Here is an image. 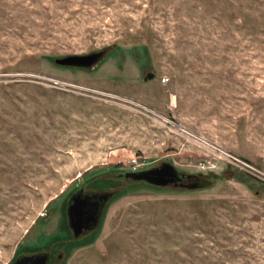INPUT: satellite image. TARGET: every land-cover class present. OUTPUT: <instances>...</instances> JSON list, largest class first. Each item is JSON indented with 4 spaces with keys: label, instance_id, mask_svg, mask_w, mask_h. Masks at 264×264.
Listing matches in <instances>:
<instances>
[{
    "label": "rangeland",
    "instance_id": "374dc122",
    "mask_svg": "<svg viewBox=\"0 0 264 264\" xmlns=\"http://www.w3.org/2000/svg\"><path fill=\"white\" fill-rule=\"evenodd\" d=\"M162 162L211 184L120 176ZM78 186L112 196L74 239ZM50 242L59 264H264V0H0V264Z\"/></svg>",
    "mask_w": 264,
    "mask_h": 264
},
{
    "label": "water",
    "instance_id": "95a60500",
    "mask_svg": "<svg viewBox=\"0 0 264 264\" xmlns=\"http://www.w3.org/2000/svg\"><path fill=\"white\" fill-rule=\"evenodd\" d=\"M103 55V51H97V52H91L83 55L78 54H69L68 56L55 58L56 63L63 65V66H78V67H89L94 65L100 57ZM120 176H124L126 178H132L134 180L144 181L149 184H153L156 186H166L169 184H175L179 185L181 187L185 188H202L209 186L211 182L205 178H200L195 176L194 174H185L179 172L173 165L167 162H162L159 164V166L144 169L142 171H128L120 174ZM194 177V178H193ZM182 178H193V180L188 181V183H182L180 182V179ZM110 196V193L103 192L99 199L106 200ZM79 196H74L71 201L72 205L69 207V211L74 213L75 216L79 217L74 220H71V226L73 227V230H75L74 235H78L81 232V226L78 219L80 220V212H81V201H79ZM98 212H96L95 216L89 218V225L86 227H94L98 222ZM85 227V228H86ZM34 257V256H33ZM32 257V258H33ZM31 257L23 256L15 259L11 264H28L30 263ZM36 260L39 261V263L36 262V264H43L45 262V259L43 256H35Z\"/></svg>",
    "mask_w": 264,
    "mask_h": 264
},
{
    "label": "flooded vegetation",
    "instance_id": "af4514ba",
    "mask_svg": "<svg viewBox=\"0 0 264 264\" xmlns=\"http://www.w3.org/2000/svg\"><path fill=\"white\" fill-rule=\"evenodd\" d=\"M124 177V176H122ZM126 178V177H125ZM194 178V177H193ZM193 178H182L180 179V182L182 183H188V181L193 180ZM187 181V182H183ZM103 192L110 193V196L106 200L99 199V196ZM79 196V201H81V212H80V220L79 222L81 226V232L76 236L74 235L75 230H73V227L71 226V220L76 221L77 216L74 215V213L69 211V207L72 205L71 199L74 196ZM112 196V192L105 191V190H98L90 187H84V186H78L74 189V191L67 194V197L65 198V216H66V233L69 234L74 239H80L85 237L87 234H90L95 228L98 226L101 217L103 216V210L106 207L107 203L109 202V199ZM98 222L94 227L87 228L86 226L89 225V218L95 216L96 212H98ZM86 227V228H85ZM53 242H50L46 248H40L37 250H28V249H22L18 254H16L8 264H11L15 259L23 256L33 257L28 264H36L39 263L38 260H36L35 256L39 255L40 257L43 256L45 259V262L43 264H59L62 261V257L64 254V250L62 248V251L54 252L53 246L50 245Z\"/></svg>",
    "mask_w": 264,
    "mask_h": 264
}]
</instances>
